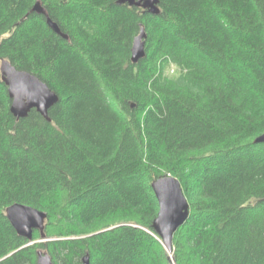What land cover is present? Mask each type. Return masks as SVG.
Here are the masks:
<instances>
[{"label":"trees","instance_id":"16d2710c","mask_svg":"<svg viewBox=\"0 0 264 264\" xmlns=\"http://www.w3.org/2000/svg\"><path fill=\"white\" fill-rule=\"evenodd\" d=\"M158 6L0 0V60L59 97L16 119L0 75V264H264V0ZM166 174L189 204L171 253L152 227ZM13 203L46 213V240L16 233Z\"/></svg>","mask_w":264,"mask_h":264},{"label":"water","instance_id":"95a60500","mask_svg":"<svg viewBox=\"0 0 264 264\" xmlns=\"http://www.w3.org/2000/svg\"><path fill=\"white\" fill-rule=\"evenodd\" d=\"M117 3L141 7L152 14L159 13V0H117ZM32 10L43 13L48 26L57 34L66 37L58 24L47 15L39 1L35 2ZM145 37L144 27H141L131 47L130 59L133 63H137L145 56ZM0 75L11 99L10 112L16 119L27 116L31 109H35L46 120H50L48 110L58 101L59 97L44 81L28 71L17 69L5 58L0 60ZM254 142H264V132L255 137ZM151 187L158 203V212L152 222V227L161 238L167 252L171 253L173 235L187 220L189 204L179 180L174 176L169 174L160 176L152 182ZM5 215L16 233L26 238L28 244L36 242L33 240L34 230L39 231L40 239L37 241L46 240L44 232L46 213L44 211L26 204L13 203L6 207ZM37 264H53V262L45 250L39 249ZM83 264H88L87 256L83 257Z\"/></svg>","mask_w":264,"mask_h":264},{"label":"rangeland","instance_id":"374dc122","mask_svg":"<svg viewBox=\"0 0 264 264\" xmlns=\"http://www.w3.org/2000/svg\"><path fill=\"white\" fill-rule=\"evenodd\" d=\"M177 67L173 64L168 65L166 69L164 70V74L169 76V77H175L178 74V69Z\"/></svg>","mask_w":264,"mask_h":264}]
</instances>
